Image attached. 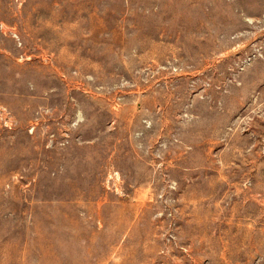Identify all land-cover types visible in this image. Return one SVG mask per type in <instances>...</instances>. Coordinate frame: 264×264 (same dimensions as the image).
I'll list each match as a JSON object with an SVG mask.
<instances>
[{"label":"rangeland","instance_id":"rangeland-1","mask_svg":"<svg viewBox=\"0 0 264 264\" xmlns=\"http://www.w3.org/2000/svg\"><path fill=\"white\" fill-rule=\"evenodd\" d=\"M0 264H264V0H0Z\"/></svg>","mask_w":264,"mask_h":264},{"label":"built area","instance_id":"built-area-1","mask_svg":"<svg viewBox=\"0 0 264 264\" xmlns=\"http://www.w3.org/2000/svg\"><path fill=\"white\" fill-rule=\"evenodd\" d=\"M8 123H6V125H7Z\"/></svg>","mask_w":264,"mask_h":264}]
</instances>
